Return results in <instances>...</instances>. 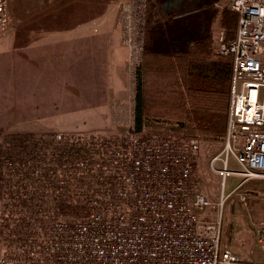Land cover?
I'll use <instances>...</instances> for the list:
<instances>
[{"label":"built area","instance_id":"built-area-1","mask_svg":"<svg viewBox=\"0 0 264 264\" xmlns=\"http://www.w3.org/2000/svg\"><path fill=\"white\" fill-rule=\"evenodd\" d=\"M148 2L128 0L121 10L125 67L135 84L144 61ZM229 6L238 14L236 35L228 39L224 28L215 30L209 54L233 64L227 132L211 161L223 183L230 175L240 178L232 191L218 203L199 189L201 137L124 134L103 165L97 210L76 222L56 217L44 241L20 246V259L1 263L253 264L222 248V213L229 195L237 192L246 201L245 184L264 180V0H229ZM8 9L9 0H0V25ZM231 157L237 169L230 168ZM256 241L264 253V222Z\"/></svg>","mask_w":264,"mask_h":264},{"label":"trees","instance_id":"trees-1","mask_svg":"<svg viewBox=\"0 0 264 264\" xmlns=\"http://www.w3.org/2000/svg\"><path fill=\"white\" fill-rule=\"evenodd\" d=\"M221 24L231 33L229 39L234 38L238 14L225 9ZM209 59L210 65L201 59L198 74L191 69L184 74H140L141 64L135 131L223 137L228 126L233 64L231 58ZM221 60H226V74L213 71ZM114 144L116 141L95 136L31 132L11 133L0 140V260L16 261L21 258L20 246L44 241L55 216L81 221L97 210L93 202L105 184L100 174Z\"/></svg>","mask_w":264,"mask_h":264},{"label":"rangeland","instance_id":"rangeland-1","mask_svg":"<svg viewBox=\"0 0 264 264\" xmlns=\"http://www.w3.org/2000/svg\"><path fill=\"white\" fill-rule=\"evenodd\" d=\"M92 1L93 5L97 1V8H95L97 11L102 10L104 18L110 19V25H114L118 21L121 26V42L123 44L125 38L121 10L122 5L128 0ZM175 1L177 4L179 1L181 2V0ZM79 2L81 0H9L7 20L0 25V40H3L11 51H15L16 46L28 41L34 42L39 45L37 49L45 58L47 57L48 41L56 38L53 32L55 30L62 31L64 25L72 24L75 21L78 23V20L84 17L85 14L81 12ZM207 3L215 16V20L209 28L210 36L213 39L214 31L221 28L219 25L221 11L223 9L230 10V6L229 0H208ZM177 12L171 18L168 15H163V22L169 25L170 19L173 20L175 17L178 19L187 18L178 15L179 8ZM205 27L207 26H201L202 29ZM223 28L226 31V36L227 34L231 36V33L225 27ZM149 35V32L146 31L145 41L150 37ZM203 37L204 35L201 34V39ZM11 60L14 65V57ZM3 64L7 66L8 59L4 58ZM125 71L127 73L126 67ZM78 80V74H73V86L69 89L70 91L64 93L61 86H56L54 89L48 87L47 74H30L28 79L26 77L23 79L22 74L0 72V140L11 133L31 132L35 134L79 135L87 138L95 136L115 142L120 136L135 131L134 98L128 95L127 88L125 102L118 103L117 98L112 94L109 107L104 106L99 110H84L83 107H86V104L85 100L82 101ZM119 106H123V108L117 109ZM142 134L144 136L168 135L166 132L155 130H145ZM192 136L199 137V135H177L183 140ZM223 137L218 139H203L201 137L202 140L195 156L198 187L207 194L211 201L218 203L221 202L222 193L231 192L235 184L240 181L238 176L230 175L223 183L221 175L211 167L213 157L222 149ZM230 162L231 169L238 168L233 157ZM244 189L247 194L246 201H242L238 193L235 192L229 195L224 204L222 248L231 250L245 263L264 264L263 260L255 257L257 254L264 256L256 241L257 226L264 222V180L249 181L245 184ZM60 219L68 222L77 221L72 217L68 219L60 217ZM1 250H4V247Z\"/></svg>","mask_w":264,"mask_h":264},{"label":"crops","instance_id":"crops-1","mask_svg":"<svg viewBox=\"0 0 264 264\" xmlns=\"http://www.w3.org/2000/svg\"><path fill=\"white\" fill-rule=\"evenodd\" d=\"M207 2L208 0H181L177 4L175 0H149L146 31L150 37L145 42L140 74H184L189 69L197 74L200 72L201 59L210 61L209 48L213 40L209 28L215 16ZM78 4L81 5L80 10L84 12V17L78 23L75 21L64 25L62 31L53 32L56 38L48 41L45 58L37 49L39 45L34 42L28 41L11 51L0 40V72L22 74L23 79H28L30 74H47L48 87L54 89L61 86L64 93L73 86V74H78L77 84L82 101L85 100L86 104L84 110L109 107L112 94L118 103H123L127 97L126 91L134 98L135 108L136 84L125 71L127 53L121 42L120 24L116 21V24L110 25V19L104 18L102 10L97 11V1L95 6L92 0H81ZM178 8V15L187 18L175 17L170 19L171 22L169 20V25L163 22V15L171 18L178 13ZM224 10L219 16L221 28ZM203 25L207 27L202 29ZM201 34L204 35L202 39ZM206 38L209 39L208 42L199 46ZM12 57L15 59L14 65ZM4 58L8 59L7 66L3 64ZM225 63L226 60L218 61L214 73L226 74ZM227 63L228 74H231L230 60ZM255 257L264 261V256L260 254Z\"/></svg>","mask_w":264,"mask_h":264}]
</instances>
